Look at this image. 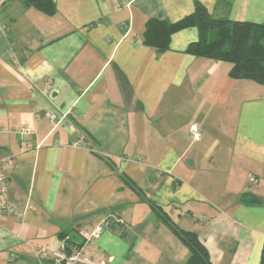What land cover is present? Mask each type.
Instances as JSON below:
<instances>
[{"label": "crops", "instance_id": "obj_1", "mask_svg": "<svg viewBox=\"0 0 264 264\" xmlns=\"http://www.w3.org/2000/svg\"><path fill=\"white\" fill-rule=\"evenodd\" d=\"M54 1L50 16L0 0V158L12 161L7 198L25 212L0 223V264H39L35 251L64 239L92 264H188L155 206L213 264H260L264 84L187 53L195 27L164 52L143 35L149 19L179 21L198 2L264 23V0Z\"/></svg>", "mask_w": 264, "mask_h": 264}, {"label": "trees", "instance_id": "obj_2", "mask_svg": "<svg viewBox=\"0 0 264 264\" xmlns=\"http://www.w3.org/2000/svg\"><path fill=\"white\" fill-rule=\"evenodd\" d=\"M22 1L46 15L52 16L57 12L54 0ZM192 27L198 29L199 38L188 45L187 53L229 62L232 65L229 73L232 78L264 84V23L215 18L198 2L194 12L179 21L149 19L143 41L159 52H164L170 49L173 34ZM154 209L160 220L188 247L190 251L188 264H213L208 249L195 232L178 227L160 206H155ZM260 264H264V246Z\"/></svg>", "mask_w": 264, "mask_h": 264}, {"label": "built area", "instance_id": "obj_3", "mask_svg": "<svg viewBox=\"0 0 264 264\" xmlns=\"http://www.w3.org/2000/svg\"><path fill=\"white\" fill-rule=\"evenodd\" d=\"M18 132L25 136L30 134L31 130L24 126ZM190 133L194 139H200V126L197 123H191ZM11 168L12 161L0 158V223L9 215H14L19 220L25 216V212L18 209L7 198ZM250 180L255 182L256 177L252 176ZM106 225L107 222L100 224L87 233L86 238L88 240L98 238L106 229ZM35 255L39 264H92L91 258L86 254L83 247L79 243L69 242V239L62 241V247L59 250L51 251L46 247H39L35 251Z\"/></svg>", "mask_w": 264, "mask_h": 264}]
</instances>
